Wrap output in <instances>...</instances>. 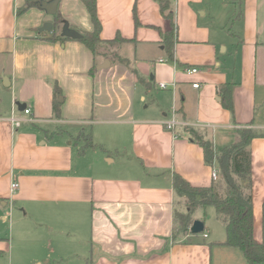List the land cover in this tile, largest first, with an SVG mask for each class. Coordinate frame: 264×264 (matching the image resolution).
<instances>
[{"label": "crops", "instance_id": "crops-1", "mask_svg": "<svg viewBox=\"0 0 264 264\" xmlns=\"http://www.w3.org/2000/svg\"><path fill=\"white\" fill-rule=\"evenodd\" d=\"M96 1L101 39L128 41L113 47L120 55L122 46L131 47L129 68L95 59L80 40L52 41L62 35L57 25L39 32L54 23L45 11L36 6L18 13L26 0H0V258L10 264H245L239 249L224 244L223 224L216 235L175 239V209L185 207L173 175L194 187L215 182L195 134L220 151L240 128L264 130V0H240L237 34L228 30L237 38L233 72L221 67L219 45L200 22L196 8L204 0H171L178 27L172 64L161 39L169 23L155 0ZM58 11L80 32L93 31L83 0H62ZM150 50L159 54L148 59ZM106 61L109 68L91 73ZM226 83L236 84L234 115L221 104L219 88ZM56 86L62 91L58 116ZM13 114L23 120L19 128L10 122ZM173 119L176 140L165 126ZM81 132L102 146L103 158L100 147L78 153ZM250 148L254 237L261 242L264 138ZM13 182L20 185L14 195ZM56 221L81 234L84 249L72 243L56 259L40 249Z\"/></svg>", "mask_w": 264, "mask_h": 264}, {"label": "trees", "instance_id": "trees-1", "mask_svg": "<svg viewBox=\"0 0 264 264\" xmlns=\"http://www.w3.org/2000/svg\"><path fill=\"white\" fill-rule=\"evenodd\" d=\"M44 0H26L24 6L19 9L18 13L23 14L32 7H38V4ZM160 5L161 14L168 21V29L163 32L161 30L162 43L165 46L166 54L171 62L175 61V44L177 36V23L175 7L171 0H155ZM93 23V31L81 32L83 39L80 41L95 55V59L102 56L109 59L111 55L109 50L104 46H112L113 43L128 42L118 35L113 40H102V25L97 14L96 0H83ZM54 27L61 21V15L58 11L54 17ZM136 25H139L135 11ZM52 41L64 42L69 38L62 36H53ZM118 62L129 68L130 63L127 58L119 57ZM98 66L95 63L91 73ZM236 84L226 83L219 88V96L223 108L230 111L234 115V98L233 92ZM55 105L54 113L58 116L60 104L58 97L62 95L61 89L55 87ZM86 135V136H85ZM87 137L82 140V137ZM264 138V130H256L253 128L243 127L236 131V140L234 143L217 151L214 144L206 140L204 137L195 134L192 141L197 143L204 152L205 163L219 171V180L209 187H194L185 178L179 174L173 175V189L176 196L185 201V211L175 209L174 222L178 226L175 230V239L178 235H193L190 228L194 222L192 212L198 208H206L214 206L217 214L226 224L227 238L225 245L239 249L248 264H264V204L262 214V241L258 242L254 237V208L252 194V153L251 144L255 139ZM83 145L78 150L82 155L86 148H96L98 146L92 138L91 134L81 132L76 138Z\"/></svg>", "mask_w": 264, "mask_h": 264}, {"label": "rangeland", "instance_id": "rangeland-1", "mask_svg": "<svg viewBox=\"0 0 264 264\" xmlns=\"http://www.w3.org/2000/svg\"><path fill=\"white\" fill-rule=\"evenodd\" d=\"M68 2V0H67ZM172 2L175 5V0H172ZM84 3V2H83ZM199 8H196L198 11H201L200 13V22L208 26L211 30V43H215L219 45V47H216L217 53L219 54V59L221 63V67L230 70L231 72L234 71V45L237 44V38L233 35H230L228 30L233 33L237 34V28L239 27L238 21H235V18L240 15L241 13V6H240V0H204L200 5H197ZM73 7V4L70 6ZM175 7V6H174ZM175 7V12H176ZM203 13H207L206 15H203ZM177 17V12H176ZM52 20H54L53 16H50ZM62 19V18H61ZM55 21V20H54ZM67 29H75L69 21L62 19L56 27L57 33L63 36ZM77 30V29H75ZM80 32V30H77ZM221 44V45H220ZM210 44H205V46H209ZM114 45L108 47L104 46V49L109 50V54L111 55V60H114L115 62H118L119 57L127 58L126 55L131 54V47L130 46H122V50H120L121 55L119 52H114L115 47ZM227 49L225 51L224 49ZM203 50V47H199V51ZM126 54V55H125ZM158 52H155V50L148 51L147 58L152 59L153 55H158ZM103 58L102 56H100ZM98 57V59H100ZM157 58V56H155ZM165 58V57H164ZM130 60V58H128ZM109 60V59H108ZM169 64H172L170 60H166ZM98 65L97 67H99ZM212 69H217L216 64L212 67ZM86 136V135H85ZM83 136L82 140H86L87 137ZM82 146V145H81ZM223 146L220 147V149ZM225 147V146H224ZM80 149V148H78ZM98 151L97 153L100 154V156L103 158V148H96ZM106 153V152H105ZM112 155H115L114 152H112ZM90 160V159H89ZM92 160V158H91ZM104 161V160H103ZM185 201L182 200L181 204H184ZM186 209V208H185ZM192 216L194 218H201L202 221H205L206 225V232H208L211 235H216L219 230L222 227V224L226 227V224L222 221V219L217 214V211L214 206H209L206 208H198L195 211L192 212ZM201 221V220H200ZM56 228V230H54ZM178 226H176L177 230ZM52 230V231H51ZM226 230V228H225ZM70 232H66L65 227L62 229V223L59 221H56L54 223V226L49 225V240L46 239V241H39V245H42L44 247L45 253H48L51 257L55 258L56 253L58 254H65L70 247H72V243H74V246H78V248L85 247V243L82 240L81 234H70ZM74 234L77 236H74ZM227 235V233H226ZM181 236V235H178ZM193 238L200 239V237H204V233L201 234H193ZM211 242V240H208ZM71 244V245H70ZM237 249V248H236ZM84 251V250H83ZM56 259V258H55ZM216 259V258H215ZM16 261V260H15ZM245 264L248 262L245 260ZM0 264H10V260L6 262V260L0 258ZM52 264L53 260H52ZM64 264H79L77 263V259H69L68 261L64 262ZM214 264H217L216 260L214 261Z\"/></svg>", "mask_w": 264, "mask_h": 264}, {"label": "water", "instance_id": "water-1", "mask_svg": "<svg viewBox=\"0 0 264 264\" xmlns=\"http://www.w3.org/2000/svg\"><path fill=\"white\" fill-rule=\"evenodd\" d=\"M62 0H44L38 4V8L45 11L49 16L55 17L58 13L59 5ZM54 24L52 22H47L44 24L42 28L39 29V32H47L52 31ZM63 37L70 38L74 40L83 39V34L75 29H67L63 34ZM111 65L110 61H106L102 65L99 66V69L109 68ZM5 81V80H4ZM5 205V203L3 204ZM190 232L192 234H201L205 232V223L200 220H195L190 228Z\"/></svg>", "mask_w": 264, "mask_h": 264}, {"label": "built area", "instance_id": "built-area-1", "mask_svg": "<svg viewBox=\"0 0 264 264\" xmlns=\"http://www.w3.org/2000/svg\"><path fill=\"white\" fill-rule=\"evenodd\" d=\"M160 61H165L163 58H160ZM190 74H193V73H197L198 72V69H190V70H187ZM173 88L175 87V84H172ZM195 88H199L200 84H194L193 85ZM160 88L163 89V90H166L169 88V84H166V83H160ZM24 113L26 115H30L31 114V109L29 108H25L24 110ZM10 122L12 124L13 127L15 128H19L23 122V120L19 117H17L15 114H13L12 118L10 119ZM178 125H179V122H177L175 119L171 120V121H168L165 123V126H166V129L172 134L173 138L176 140L180 137L178 131H177V128H178ZM248 128H251V127H248ZM212 177H213V180L216 182L219 180V171L218 169L216 168H213V171H212ZM19 183L18 182H13L11 184V194L14 195L18 190H19ZM205 237H207L208 235H204Z\"/></svg>", "mask_w": 264, "mask_h": 264}]
</instances>
